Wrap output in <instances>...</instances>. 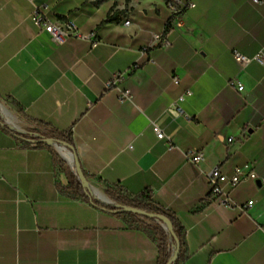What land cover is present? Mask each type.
Instances as JSON below:
<instances>
[{
  "label": "crops",
  "instance_id": "crops-1",
  "mask_svg": "<svg viewBox=\"0 0 264 264\" xmlns=\"http://www.w3.org/2000/svg\"><path fill=\"white\" fill-rule=\"evenodd\" d=\"M191 1L167 25L169 44L148 47L166 29V0H0V98L23 131L70 136L76 162L103 193L150 189L184 229L185 264H264V62L234 58L264 54V0ZM34 4L74 21L81 36L55 43L34 23ZM121 71L131 101L105 87ZM2 123L0 264H158L146 233L59 192L70 173L57 150L31 147ZM187 151L203 159L193 164ZM215 166L256 175L231 189L233 207L208 199Z\"/></svg>",
  "mask_w": 264,
  "mask_h": 264
},
{
  "label": "built area",
  "instance_id": "built-area-1",
  "mask_svg": "<svg viewBox=\"0 0 264 264\" xmlns=\"http://www.w3.org/2000/svg\"><path fill=\"white\" fill-rule=\"evenodd\" d=\"M252 1L257 4L261 3V0ZM165 4L169 11V18L166 22V29L162 33L153 34L152 41L148 45V47H151L157 43H161L163 46H167L169 44L166 38V31L168 29L167 25H170L175 20H179L187 7L194 6V3L191 0H166ZM32 19L34 23L39 27L40 31L47 33L55 43H62L69 37L81 36L74 21L69 18L60 19L49 15L41 8V6L36 4H34L33 7ZM125 23H128V21H125ZM88 39L92 40V43H96L95 33H90ZM146 49L147 46L142 49V52H145ZM234 58L241 64V66H245L251 60L264 62L263 53L254 57H248L236 51L234 53ZM125 75V71L116 72L110 77L105 85L106 89H113L117 92V98L120 102L132 100L131 91L122 85V81ZM172 81L174 83H179L178 75H172ZM235 84L238 90L242 88V86L238 82H235ZM190 94L191 91H185L175 101V103L178 104ZM177 108H179V106H177ZM0 118L3 121V126L5 125L8 127V129L17 132L16 129H12V126L6 121V119H4L2 116ZM18 129L23 131L20 126L18 127ZM152 130L158 140L166 142V144L171 147L172 143L170 137L166 135V133H164L162 128L157 123L152 122ZM49 131L50 129L48 128L37 126L30 131H23V133L21 134L26 135V137L28 138L29 146L36 147L39 145L38 140L48 137L47 135ZM129 147H131V145H129ZM185 158L187 161L193 164H197L203 159V155L200 151H187L185 153ZM206 177L210 187L208 199L217 205L233 207L235 206V203L231 197V189H233L242 179L246 177L254 179L256 175L252 170L246 173H242L239 169H235L231 174H226L222 172L218 166H215L206 173ZM252 203L253 201L250 200L247 202V205L241 206L240 209L245 210L247 207H250ZM169 249L172 251L174 249V245L170 244Z\"/></svg>",
  "mask_w": 264,
  "mask_h": 264
},
{
  "label": "trees",
  "instance_id": "trees-1",
  "mask_svg": "<svg viewBox=\"0 0 264 264\" xmlns=\"http://www.w3.org/2000/svg\"><path fill=\"white\" fill-rule=\"evenodd\" d=\"M112 19L113 16H110L107 20ZM4 128L19 138L25 139L26 137L25 134L12 131L5 125ZM47 136L54 141L64 143L68 148H72L71 138L67 134L50 129ZM38 143L41 144L42 140H38ZM82 173L84 177L88 178V175L83 170ZM57 188L64 196L76 200L88 201L98 208L116 213L123 219L128 227L146 233L158 247V264H167L171 256L169 249L170 244H174L178 249L177 256L172 264H185L188 258V250L186 247L184 229L176 218L175 213L160 207L155 202L153 193L150 189H146L136 195H129L123 189L114 188L110 185L106 187L105 195L108 196L114 204H103L93 199L85 192L75 174H69L67 185H57ZM125 208L133 209V211H127ZM161 216H164L170 222V232L165 231L164 228L155 221V218L159 219Z\"/></svg>",
  "mask_w": 264,
  "mask_h": 264
},
{
  "label": "water",
  "instance_id": "water-1",
  "mask_svg": "<svg viewBox=\"0 0 264 264\" xmlns=\"http://www.w3.org/2000/svg\"><path fill=\"white\" fill-rule=\"evenodd\" d=\"M1 116L3 117V115L1 114V110H0V117ZM12 129H16V131L19 134L23 133L22 130H19L18 129V127L12 126ZM40 140H42V142H46L47 144H49L50 146H52L61 155H62V153H61V151L58 150V148H57L58 146L61 147L63 150H65L69 154V156H70V159L69 160L64 155H62V157H64L68 161L69 165L72 168L73 173L77 176L78 180L80 181L81 185L83 186V188H84V190H85V192L87 194H89L93 199L96 198V200L98 202H100V203H103V204H114L113 201L108 196H106L105 194L104 195L108 199L107 202L103 201L102 199H100L99 197H97L96 195H94L92 193V191L90 190L89 185H88L89 184L88 179L86 177H84L81 168L79 167L78 163L76 162V160L74 158V154L72 153V151L64 143L58 142V141H54V140L50 139L49 137L43 138V139H40ZM125 210H127V211H133V209H130V208H125ZM155 221L159 222L161 224V226L164 228L165 231H167V232H170L171 231V224L168 221V219H166L164 216H161L159 219L158 218H155ZM177 253H178V249L174 245V249L171 251V256H170L167 264H172L174 262V260H175V258L177 256Z\"/></svg>",
  "mask_w": 264,
  "mask_h": 264
},
{
  "label": "bare ground",
  "instance_id": "bare-ground-1",
  "mask_svg": "<svg viewBox=\"0 0 264 264\" xmlns=\"http://www.w3.org/2000/svg\"><path fill=\"white\" fill-rule=\"evenodd\" d=\"M0 110L3 113L4 117L6 118V121L9 122L11 125H13L14 127H17L18 124H16V122L14 121V117L5 109L0 105ZM59 151H61L62 155H64L68 160L70 159L69 154L63 150L61 147H57ZM89 188L92 191V193L94 195H97V197H99L100 199H102L103 201L107 202L108 199L107 197L97 188L95 187L92 183L89 182Z\"/></svg>",
  "mask_w": 264,
  "mask_h": 264
},
{
  "label": "rangeland",
  "instance_id": "rangeland-1",
  "mask_svg": "<svg viewBox=\"0 0 264 264\" xmlns=\"http://www.w3.org/2000/svg\"><path fill=\"white\" fill-rule=\"evenodd\" d=\"M0 105L3 107V108H5L13 117H14V121L16 122V124H18L19 126H20V128H22L21 127V125H20V117H19V115H17V113L15 112V111H13V109L10 107V106H8L6 103H4V101H3V99H1L0 98ZM1 114L3 115V113L1 112ZM3 117H4V115H3ZM5 118V117H4ZM6 119V118H5ZM9 123V122H8ZM10 124V123H9ZM11 125V124H10ZM13 126V125H12ZM19 126H17V127H19ZM54 151H56L55 149H54ZM57 152V151H56ZM68 162V161H67ZM67 168H68V170H69V173L71 174H73V171H72V168H71V166L69 165V163H68V165H67ZM89 181V180H88ZM90 183H91V181H89ZM93 184V183H92ZM94 185V184H93ZM101 191V190H100ZM102 192V191H101ZM103 193V192H102ZM103 194H105V193H103ZM97 196V195H96ZM95 200H96V198H94ZM158 223V222H157ZM159 225H161L160 223H158ZM170 252H171V250H170Z\"/></svg>",
  "mask_w": 264,
  "mask_h": 264
}]
</instances>
